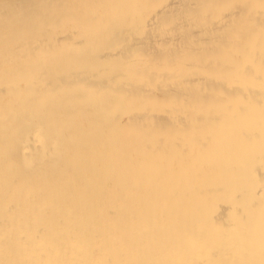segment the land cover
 <instances>
[{
  "label": "bare ground",
  "instance_id": "6f19581e",
  "mask_svg": "<svg viewBox=\"0 0 264 264\" xmlns=\"http://www.w3.org/2000/svg\"><path fill=\"white\" fill-rule=\"evenodd\" d=\"M0 264H264V0H0Z\"/></svg>",
  "mask_w": 264,
  "mask_h": 264
}]
</instances>
